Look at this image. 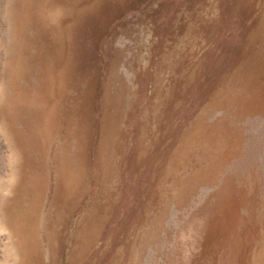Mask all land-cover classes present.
I'll use <instances>...</instances> for the list:
<instances>
[{
  "label": "rangeland",
  "instance_id": "rangeland-1",
  "mask_svg": "<svg viewBox=\"0 0 264 264\" xmlns=\"http://www.w3.org/2000/svg\"><path fill=\"white\" fill-rule=\"evenodd\" d=\"M0 264H264V0H0Z\"/></svg>",
  "mask_w": 264,
  "mask_h": 264
}]
</instances>
